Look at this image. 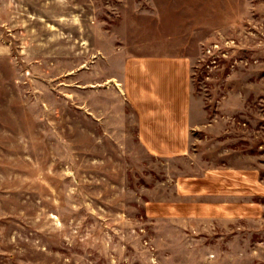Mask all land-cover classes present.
Returning <instances> with one entry per match:
<instances>
[{
  "label": "rangeland",
  "instance_id": "obj_1",
  "mask_svg": "<svg viewBox=\"0 0 264 264\" xmlns=\"http://www.w3.org/2000/svg\"><path fill=\"white\" fill-rule=\"evenodd\" d=\"M146 55L190 58L175 158L122 95ZM208 166L264 176V0H0V264H264V217L147 212Z\"/></svg>",
  "mask_w": 264,
  "mask_h": 264
},
{
  "label": "crops",
  "instance_id": "obj_2",
  "mask_svg": "<svg viewBox=\"0 0 264 264\" xmlns=\"http://www.w3.org/2000/svg\"><path fill=\"white\" fill-rule=\"evenodd\" d=\"M122 95L136 116L137 139L153 156L175 158L191 147L190 58L130 57L122 67ZM263 168L208 166L177 179L176 199L151 216L189 220H259L264 217ZM156 210V211H155ZM159 212H158V211Z\"/></svg>",
  "mask_w": 264,
  "mask_h": 264
}]
</instances>
